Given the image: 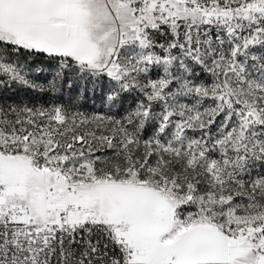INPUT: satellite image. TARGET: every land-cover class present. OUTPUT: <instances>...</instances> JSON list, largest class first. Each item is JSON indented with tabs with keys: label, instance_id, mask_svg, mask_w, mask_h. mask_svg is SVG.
<instances>
[{
	"label": "snow or ice",
	"instance_id": "snow-or-ice-1",
	"mask_svg": "<svg viewBox=\"0 0 264 264\" xmlns=\"http://www.w3.org/2000/svg\"><path fill=\"white\" fill-rule=\"evenodd\" d=\"M0 264H264V0H0Z\"/></svg>",
	"mask_w": 264,
	"mask_h": 264
},
{
	"label": "rangeland",
	"instance_id": "rangeland-1",
	"mask_svg": "<svg viewBox=\"0 0 264 264\" xmlns=\"http://www.w3.org/2000/svg\"><path fill=\"white\" fill-rule=\"evenodd\" d=\"M84 101L86 104L91 102L90 100H88L87 96H85Z\"/></svg>",
	"mask_w": 264,
	"mask_h": 264
}]
</instances>
